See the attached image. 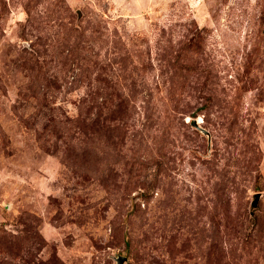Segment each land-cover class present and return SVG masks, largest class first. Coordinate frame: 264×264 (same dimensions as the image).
Wrapping results in <instances>:
<instances>
[{
    "label": "rangeland",
    "instance_id": "obj_1",
    "mask_svg": "<svg viewBox=\"0 0 264 264\" xmlns=\"http://www.w3.org/2000/svg\"><path fill=\"white\" fill-rule=\"evenodd\" d=\"M119 255L264 264V0H0V264Z\"/></svg>",
    "mask_w": 264,
    "mask_h": 264
},
{
    "label": "water",
    "instance_id": "obj_2",
    "mask_svg": "<svg viewBox=\"0 0 264 264\" xmlns=\"http://www.w3.org/2000/svg\"><path fill=\"white\" fill-rule=\"evenodd\" d=\"M257 204V201L255 202V205ZM117 264H125V261L127 260V257L124 255H119L116 257Z\"/></svg>",
    "mask_w": 264,
    "mask_h": 264
}]
</instances>
